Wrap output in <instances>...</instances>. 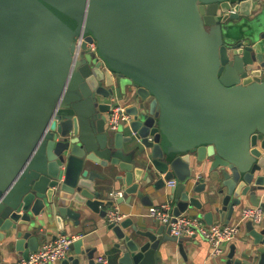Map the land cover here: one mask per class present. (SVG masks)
<instances>
[{
	"label": "water",
	"instance_id": "1",
	"mask_svg": "<svg viewBox=\"0 0 264 264\" xmlns=\"http://www.w3.org/2000/svg\"><path fill=\"white\" fill-rule=\"evenodd\" d=\"M157 193L207 224L264 210V0H0V264L111 208L108 258L80 235L59 264L186 259L193 237L134 212ZM243 227L216 264H264V217Z\"/></svg>",
	"mask_w": 264,
	"mask_h": 264
},
{
	"label": "built area",
	"instance_id": "2",
	"mask_svg": "<svg viewBox=\"0 0 264 264\" xmlns=\"http://www.w3.org/2000/svg\"><path fill=\"white\" fill-rule=\"evenodd\" d=\"M84 42V34L77 38V48L75 54L81 50ZM89 50L96 52V44L87 43ZM132 117L129 115L125 106L118 102L116 98L111 101V107L107 113L106 124L109 129L116 131L121 125L128 126ZM175 179L167 182L168 186L176 185ZM150 215L160 223L168 225L171 229V235L180 237H201L211 244L213 256H222L226 252V247L239 234L241 227L246 221L260 222L264 217V210L261 207L246 206L240 212V219L234 223H213L207 224L202 218L195 215L181 214L175 216L172 205L169 202L161 203L151 209ZM125 217L118 208L109 209L106 221L107 223H118ZM80 235L60 234L55 240H46L42 242L35 251L29 254L28 259L21 258L14 264H51L63 259L69 252L70 245ZM99 260H104L100 257Z\"/></svg>",
	"mask_w": 264,
	"mask_h": 264
},
{
	"label": "crops",
	"instance_id": "3",
	"mask_svg": "<svg viewBox=\"0 0 264 264\" xmlns=\"http://www.w3.org/2000/svg\"><path fill=\"white\" fill-rule=\"evenodd\" d=\"M260 1L262 0H254L255 3H259ZM118 101L121 104H123L122 100L119 99ZM124 128H125L124 129L125 132H128L127 126H125ZM152 199H153L152 205H143L138 201V208L134 212L137 213L138 215L141 214L146 216L147 218L154 219L150 215L151 209L155 206H158L161 203H165L169 201L166 200V196L164 194H158V193L154 194L152 196ZM118 209L120 210V208ZM121 212L123 213V211ZM198 213L199 211L192 210L190 211V213H188V215L197 216ZM237 213L239 212H236V214L233 216L232 220L229 223L236 222L234 219L237 217ZM126 217L127 214H125V217L123 219H125ZM93 218H94L93 221H88V222L82 219L81 223L76 227L68 226L67 235H83L86 247L97 248V251L95 252V256L97 257V260H99L100 257H103L105 260L108 258L109 253L114 251V244L117 242V239L115 235L107 229L106 218L102 219L97 214H93ZM220 222L222 221L219 219V216H215L214 223H220ZM53 234H57V236H59L61 232L58 233L50 232L48 235L49 238L48 240L52 238ZM246 240L247 238H246L245 227L242 226L237 237L227 245L225 254L229 251L233 243L242 246V244L246 242ZM184 245L187 252L186 259L178 251L176 243L170 242L169 248L167 247V244H164L163 247L164 250L162 249L161 252H159L163 260V264H216L220 262L221 256H213L211 254L212 251L211 244L201 237L197 236L191 239H185ZM73 253L74 252L71 250H69L68 252L69 255ZM20 258H21L20 253H18L17 251H12L11 253L6 255L4 261L7 264H14ZM51 264H59V260Z\"/></svg>",
	"mask_w": 264,
	"mask_h": 264
}]
</instances>
